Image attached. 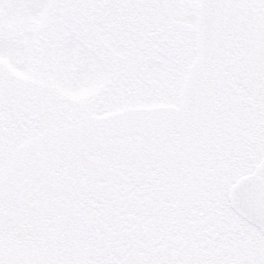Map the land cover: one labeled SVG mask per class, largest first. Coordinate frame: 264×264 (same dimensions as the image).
<instances>
[{"label":"snow or ice","instance_id":"1","mask_svg":"<svg viewBox=\"0 0 264 264\" xmlns=\"http://www.w3.org/2000/svg\"><path fill=\"white\" fill-rule=\"evenodd\" d=\"M0 264H264V0H0Z\"/></svg>","mask_w":264,"mask_h":264}]
</instances>
